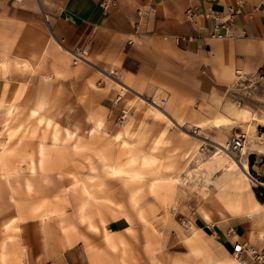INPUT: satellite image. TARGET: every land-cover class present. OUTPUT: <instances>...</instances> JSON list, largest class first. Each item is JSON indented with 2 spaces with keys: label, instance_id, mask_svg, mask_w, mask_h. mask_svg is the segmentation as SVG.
Here are the masks:
<instances>
[{
  "label": "rangeland",
  "instance_id": "rangeland-1",
  "mask_svg": "<svg viewBox=\"0 0 264 264\" xmlns=\"http://www.w3.org/2000/svg\"><path fill=\"white\" fill-rule=\"evenodd\" d=\"M21 4L0 0V264H67L62 253L70 231L90 242V253L83 238L77 244L86 264L239 263L232 254L236 235L264 248V208L222 220L231 209L257 212L264 204V141L247 149L250 176L244 181L238 167L213 156L217 144L243 131L241 125L264 117V78L242 76L239 69L233 91L214 96V107L192 95L190 107L207 116L192 114V121L177 91L139 97L115 83L122 70L102 67L98 74L88 66L61 74L51 68L46 45L29 54L39 32L45 42L56 41L46 22L27 20ZM88 72L106 80L104 90L114 86L117 100L111 110L86 104L91 125L77 135L65 123L84 115L75 96ZM122 129L128 132L118 138ZM248 195L253 202L219 204ZM82 206L93 224L102 218L105 227L89 229ZM122 216L129 226L117 238L107 225ZM100 251L110 258L104 261L95 254Z\"/></svg>",
  "mask_w": 264,
  "mask_h": 264
},
{
  "label": "crops",
  "instance_id": "crops-1",
  "mask_svg": "<svg viewBox=\"0 0 264 264\" xmlns=\"http://www.w3.org/2000/svg\"><path fill=\"white\" fill-rule=\"evenodd\" d=\"M14 2H23L20 7L24 9L23 12L29 22L33 23L36 20L46 22L56 41L45 42L43 32H39L32 42L29 54L40 48L41 44L46 45V56L54 62L51 68L61 74L80 72L83 69L88 71L89 67L98 69V74L100 71L103 72V69H99L102 67L108 71L122 70V79L116 80L115 83L127 87L139 97L149 98L159 89H167L171 97V94L177 91L178 98L188 102L186 117L192 121V114H201V110L196 111L189 105V97L192 95L205 96L206 100H209V105L214 107V96L223 97L233 91L239 69L243 72L242 76L260 77L264 74V0H14ZM238 2L241 5V13L231 17L229 7L237 6ZM187 9L194 15L192 18L187 16ZM228 19H231V22ZM218 21L230 24L228 25L230 36L226 38L213 36ZM63 47L70 51L80 48L87 54L81 63L76 64L71 58L73 54ZM66 55L70 57L67 62L64 58ZM63 62L66 65L64 69L60 67V63ZM72 63L75 65L74 70L71 68ZM97 73L88 72L76 92L75 103L84 105V115L71 122L66 110L63 112V116L68 118L65 125L74 129L71 131L77 135L91 125L92 119L86 104L111 110L117 100L116 88L112 86L113 88L104 90L105 85L109 84ZM108 78L115 80L114 76L110 77V73ZM60 89L62 91L60 96H65V90ZM153 102L159 104L156 99ZM163 111L170 115L168 111ZM257 118L261 120L257 127L262 124L264 126V117L261 116L253 117L250 122ZM85 122L89 125L85 126ZM257 127L252 130L250 136L264 141L263 137L256 133ZM238 174L243 181V176L247 178L245 175L241 176V171ZM250 196L220 199L219 204L253 202ZM132 200L135 198L132 197ZM83 207L80 213L81 220H87L89 229L97 232L98 227H105L102 218L99 219L98 225L93 224ZM259 212H251L248 209L240 212L231 209L228 217L222 215V220H227L231 216L243 217ZM262 215L264 217V214ZM205 219L209 220V217L205 215ZM128 226L126 216L111 220L107 225L115 237L124 235L123 231ZM235 237L241 240L238 235ZM81 238L86 249L91 252L89 240L70 231L66 235L65 249L62 253L63 261L67 264H86L82 258L84 253L77 246ZM103 243H106L104 239ZM85 247L84 250L87 252ZM106 253L107 251H100L95 254L107 261L110 257ZM234 260L237 259L234 257ZM237 261L238 264H242L241 261Z\"/></svg>",
  "mask_w": 264,
  "mask_h": 264
},
{
  "label": "bare ground",
  "instance_id": "bare-ground-1",
  "mask_svg": "<svg viewBox=\"0 0 264 264\" xmlns=\"http://www.w3.org/2000/svg\"><path fill=\"white\" fill-rule=\"evenodd\" d=\"M66 49V48H65ZM67 51L71 54H73V57H74V62L77 63L79 61H82L84 60L85 58V55L87 54V52H85V50L83 49H80V48H76L75 50L73 51H70L67 49ZM80 55H78V53ZM78 57V58H77ZM238 72V76L239 74H241L240 70L237 71ZM241 77V76H240ZM118 84V82H116ZM123 90L126 91L128 90L127 87H124L123 85H121ZM122 90V91H123ZM163 99V98H162ZM167 102V101H166ZM161 104L162 105H165L162 103V100H161ZM152 105V104H151ZM157 110V112H160L162 115H164L169 121H171L174 125H177V122L175 123V121L173 120V118L168 115L165 111H163L162 109H155ZM259 121H261L259 118L257 119H254L252 122H249V123H244L243 125H241L240 129H242L243 131L239 134H244L246 136V142H245V145L243 146L242 148V151L240 152V155L237 156V158H235V156L231 155L232 152L229 151L230 149V144L229 143H220V144H217L218 145V152H215L214 153V157L217 158L219 161H222V162H228L229 165H231L232 167H238V169L241 171V176L242 175H245L247 178H249L248 176H250V169H249V163L247 162V149L250 147V146H257V141L259 139H253L250 134L252 133V130H254L255 127H257V124H259ZM264 122V121H263ZM263 125V124H262ZM181 126V124H180ZM103 127V125L101 126ZM124 130L126 129H122V132L119 131L116 136H120V135H124L126 132H124ZM127 131V130H126ZM128 132V131H127ZM250 134H248V133ZM238 133L236 134V136L239 135ZM119 138V137H118ZM198 140V139H197ZM199 141V140H198ZM261 141V140H260ZM200 143V141H199ZM262 143V142H260ZM200 146V145H199ZM233 154V153H232ZM146 159V158H145ZM144 159V160H145ZM148 163V162H147ZM152 163V162H151ZM239 163L241 164V168H240V165ZM144 164V163H143ZM148 165V164H147ZM133 197V196H132ZM227 202V201H226ZM263 205V206H262ZM227 206V204H226ZM239 206V205H238ZM262 208H264V204H261V206H259L258 210L261 211ZM84 209V207H83ZM82 210V209H81ZM235 257V259L238 260V258L236 257V255L234 254L233 255ZM230 264H238V263H234L232 261L229 262ZM256 264V263H255Z\"/></svg>",
  "mask_w": 264,
  "mask_h": 264
},
{
  "label": "built area",
  "instance_id": "built-area-1",
  "mask_svg": "<svg viewBox=\"0 0 264 264\" xmlns=\"http://www.w3.org/2000/svg\"><path fill=\"white\" fill-rule=\"evenodd\" d=\"M15 1H22V0H15ZM240 2H238V5H231L229 7V12L231 14V17L241 13L240 9ZM187 16L192 18L194 15L191 13L190 9H187L186 11ZM229 22H231V19H228ZM226 21H218L215 24L213 36L220 37V38H226L230 36L231 34L228 31V28L230 24L226 25ZM78 53V52H77ZM78 55H80L78 53ZM78 58V57H77ZM261 78H264V74L260 76ZM167 101V98L162 99V103L165 104ZM259 134L261 137H264V127L260 126ZM246 142V136L244 134H239L238 136L234 135L231 138L230 141V149L229 151H232L235 155H237L239 152L242 151L243 146ZM232 254L236 255L239 261H241L242 264H264V248L257 249L252 244H247L244 241L240 240H234L232 242Z\"/></svg>",
  "mask_w": 264,
  "mask_h": 264
},
{
  "label": "trees",
  "instance_id": "trees-1",
  "mask_svg": "<svg viewBox=\"0 0 264 264\" xmlns=\"http://www.w3.org/2000/svg\"><path fill=\"white\" fill-rule=\"evenodd\" d=\"M260 199H262L260 196H259Z\"/></svg>",
  "mask_w": 264,
  "mask_h": 264
}]
</instances>
